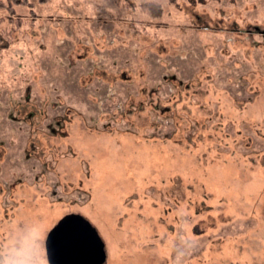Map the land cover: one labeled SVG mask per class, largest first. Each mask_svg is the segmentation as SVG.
<instances>
[{"label": "rangeland", "instance_id": "rangeland-1", "mask_svg": "<svg viewBox=\"0 0 264 264\" xmlns=\"http://www.w3.org/2000/svg\"><path fill=\"white\" fill-rule=\"evenodd\" d=\"M29 1L0 9V264H49L69 214L105 264H264V0Z\"/></svg>", "mask_w": 264, "mask_h": 264}, {"label": "water", "instance_id": "water-1", "mask_svg": "<svg viewBox=\"0 0 264 264\" xmlns=\"http://www.w3.org/2000/svg\"><path fill=\"white\" fill-rule=\"evenodd\" d=\"M49 264H104L107 254L98 231L80 214L61 218L46 241Z\"/></svg>", "mask_w": 264, "mask_h": 264}, {"label": "trees", "instance_id": "trees-1", "mask_svg": "<svg viewBox=\"0 0 264 264\" xmlns=\"http://www.w3.org/2000/svg\"><path fill=\"white\" fill-rule=\"evenodd\" d=\"M50 0H37L38 3L40 4H44L49 2ZM19 4H30L29 0H0V9H4V8H8L11 10V12L15 11V6L19 5ZM126 5L130 8H139V10L141 12H149L151 11L152 13H154V11H156V14H152L153 16L156 17H161L162 12H163V7L159 2H142V3H135L132 1H126ZM12 20L14 21V25L11 26L8 29H5L2 31V33H0V55L2 52V48H3V41H11L12 37V33L13 31L19 27L22 22L23 19L21 17H16V18H12Z\"/></svg>", "mask_w": 264, "mask_h": 264}, {"label": "flooded vegetation", "instance_id": "flooded-vegetation-1", "mask_svg": "<svg viewBox=\"0 0 264 264\" xmlns=\"http://www.w3.org/2000/svg\"><path fill=\"white\" fill-rule=\"evenodd\" d=\"M86 219H87V218H86ZM90 223L94 226V224H93L91 221H90ZM95 223H96V222H95ZM106 252H107V251H106ZM107 260H108V254H107ZM107 260H106V261H107Z\"/></svg>", "mask_w": 264, "mask_h": 264}, {"label": "crops", "instance_id": "crops-1", "mask_svg": "<svg viewBox=\"0 0 264 264\" xmlns=\"http://www.w3.org/2000/svg\"><path fill=\"white\" fill-rule=\"evenodd\" d=\"M80 215H82V214H80ZM83 217H85L84 215H82ZM63 218V217H62ZM86 218V217H85ZM58 223V222H57ZM95 227V226H94ZM96 228V227H95ZM97 229V228H96ZM98 231V230H97ZM99 233V232H98ZM100 235V234H99ZM47 257V256H46Z\"/></svg>", "mask_w": 264, "mask_h": 264}]
</instances>
